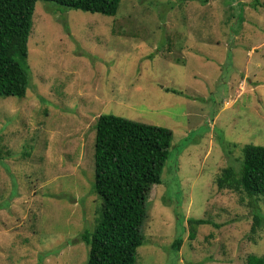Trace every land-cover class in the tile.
Segmentation results:
<instances>
[{
	"label": "rangeland",
	"instance_id": "obj_1",
	"mask_svg": "<svg viewBox=\"0 0 264 264\" xmlns=\"http://www.w3.org/2000/svg\"><path fill=\"white\" fill-rule=\"evenodd\" d=\"M233 1L123 0L115 16L37 1L26 96L0 95V264L88 263L103 113L173 131L137 264L264 255V200L257 224L255 207L216 185L246 143L264 145V0ZM193 217L211 223L191 239Z\"/></svg>",
	"mask_w": 264,
	"mask_h": 264
},
{
	"label": "trees",
	"instance_id": "obj_2",
	"mask_svg": "<svg viewBox=\"0 0 264 264\" xmlns=\"http://www.w3.org/2000/svg\"><path fill=\"white\" fill-rule=\"evenodd\" d=\"M38 0H0V95L25 97L30 81L28 41ZM87 12L115 16L123 0H46ZM206 2V0H203ZM243 7V2L233 1ZM230 4V8L233 7ZM122 8V7H121ZM242 12L238 22L242 23ZM94 190L101 198L93 231L82 239L89 245L87 264H137L145 241L147 201L170 157L173 131L117 114L103 113L96 123ZM239 167L228 165L216 177L218 189L240 194L255 207L257 224L263 220L258 201L264 200V145L246 143ZM0 135V158L4 157ZM248 198L250 200H248ZM257 205V206H256ZM190 238L207 218H190ZM255 229V226L253 227ZM182 238L173 243L179 251ZM247 264H264V255L250 253Z\"/></svg>",
	"mask_w": 264,
	"mask_h": 264
}]
</instances>
